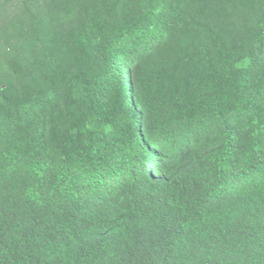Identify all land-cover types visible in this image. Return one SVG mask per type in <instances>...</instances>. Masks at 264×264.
I'll return each mask as SVG.
<instances>
[{
  "label": "trees",
  "instance_id": "1",
  "mask_svg": "<svg viewBox=\"0 0 264 264\" xmlns=\"http://www.w3.org/2000/svg\"><path fill=\"white\" fill-rule=\"evenodd\" d=\"M0 264H264V0H0Z\"/></svg>",
  "mask_w": 264,
  "mask_h": 264
}]
</instances>
